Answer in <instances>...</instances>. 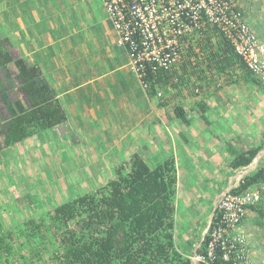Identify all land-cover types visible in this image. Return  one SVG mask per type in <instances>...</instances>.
I'll list each match as a JSON object with an SVG mask.
<instances>
[{"label":"crops","instance_id":"1","mask_svg":"<svg viewBox=\"0 0 264 264\" xmlns=\"http://www.w3.org/2000/svg\"><path fill=\"white\" fill-rule=\"evenodd\" d=\"M99 2L78 4L93 8ZM99 24L105 38L97 30L83 34ZM1 39L40 71L60 115L54 126L35 129L11 149L36 147L50 155L53 147L65 175L73 172L75 185L92 186L91 193L116 179L135 156L151 168L172 159L176 177L216 179L212 198L200 204L203 217L205 204L229 185L235 157L260 147L250 166L264 161V85L236 62L207 71L201 57L197 67L184 63L175 70L180 82L165 74L146 89L109 19L73 21L67 0H0ZM78 193L69 195H86ZM181 196L191 209L190 192ZM38 224L37 232L44 226Z\"/></svg>","mask_w":264,"mask_h":264},{"label":"trees","instance_id":"2","mask_svg":"<svg viewBox=\"0 0 264 264\" xmlns=\"http://www.w3.org/2000/svg\"><path fill=\"white\" fill-rule=\"evenodd\" d=\"M234 12L237 11L234 9ZM209 30L197 31L201 55L196 54L204 58L205 70L213 71L212 68H215L222 71L236 62L247 71L254 83H259L223 36L216 30ZM213 35L217 36L216 51L212 45ZM11 48L8 40H0V93L10 109V123L3 134L7 148L20 143L35 129L54 126L60 119L52 87L36 67L29 65ZM165 74L180 82L181 75L176 71L158 70L154 74L147 70L146 89L149 84L154 86L156 79L159 81ZM8 91L12 92V99L19 101L14 106V102L7 101ZM261 149L258 147L241 153L229 168L239 171L249 167ZM258 165L253 173L243 177L229 192L230 195H240L247 188L264 183V163L259 161ZM176 185L172 159L151 168L143 158L133 157L127 169L118 170V177L105 187L54 209L50 221L58 223L61 230L52 232V241L58 245L48 254V262L33 261L31 264H192L186 257L191 252V245L185 249V255L176 245ZM209 203L211 201L205 206ZM249 207L258 213L264 225V212L257 207ZM216 222L217 219H213L211 230ZM26 225L30 236L40 228L32 221ZM5 238L4 235L0 237V251L5 249ZM208 238L206 236L202 243L204 257ZM45 251L49 249L45 248ZM223 254L219 247L217 256L214 254L210 262L198 264H235L231 258L224 261Z\"/></svg>","mask_w":264,"mask_h":264},{"label":"rangeland","instance_id":"3","mask_svg":"<svg viewBox=\"0 0 264 264\" xmlns=\"http://www.w3.org/2000/svg\"><path fill=\"white\" fill-rule=\"evenodd\" d=\"M78 1L81 2L80 0H67L73 21H107L106 12L101 4V7L97 3L96 7L83 8ZM86 1L99 2V0ZM233 1H235L234 8L231 6V11L235 9L237 19L243 21L257 39L264 43V0ZM66 17L67 14H65V19ZM79 24L82 27V23ZM88 29L84 28L83 34L95 35L96 33H92L97 30L99 35H102L101 38L106 36V31L101 24L96 25L95 28L92 27L91 30ZM209 29L214 30V28H208L206 31H210ZM198 34L197 31L193 32L189 39V47L183 46V55L186 56L180 62L182 66L186 64L191 66L190 59L198 57L197 51L201 53L197 45ZM216 39L217 36L213 35L214 51L218 48ZM254 77L264 85V75ZM44 135L43 133L39 135L42 141ZM50 152V155L48 152L45 155L36 147L22 148L21 146L15 149L2 148L0 151V237L3 235L6 237L5 249L0 251V264L48 262V254L58 245L52 241L54 239L52 232L56 233L61 230L58 223L50 221L54 209L77 197V195H69L70 191L77 190L78 196L92 192V186H76L75 184L79 182H75V174L67 172L65 175L63 168L52 156L53 147L50 148ZM261 162H264L263 159ZM258 167V162H255L243 170L234 171L229 185L223 189L221 194L218 193L213 202L207 205L203 217H198L203 214L201 210L204 209V207L200 208V204L212 198L216 179L212 176L195 180L191 176H177L174 213L176 245L184 255L187 246L191 245V254L187 253L186 257L192 261V264L210 262L214 254L217 256L219 247L224 253V261L234 257L236 262L233 261V263L235 264H264V225L258 213L250 210L249 207H257L256 209L264 212V183L253 185L243 192V197L248 194L250 197L259 196L260 200L243 205V214L238 219L234 216V205L226 200L231 196L229 192L239 184L243 177L253 173ZM185 189L190 192L191 198L195 201L191 204V209L188 206L189 202L181 196ZM223 202L229 205L221 211L219 205ZM213 207L217 214L214 213L212 216V222L216 218L221 226L211 230L208 228V223ZM28 221L44 224L41 226L40 231L42 232H35L33 236H30V229L23 227V224L27 226ZM206 236H209V244L206 248V257H204L202 243ZM45 248L49 251L46 252Z\"/></svg>","mask_w":264,"mask_h":264},{"label":"built area","instance_id":"4","mask_svg":"<svg viewBox=\"0 0 264 264\" xmlns=\"http://www.w3.org/2000/svg\"><path fill=\"white\" fill-rule=\"evenodd\" d=\"M99 1L117 34V45L126 50L129 65L143 87H147V70L154 74L158 70H177L186 56L183 46L189 47L192 33L208 28H214L223 36L253 76L264 75V43L231 11L233 0ZM196 53L201 55L199 51ZM200 58L190 59L191 66L197 67ZM242 194L226 198L234 205L235 219L243 214V205L260 200L259 196L246 194L243 197ZM228 205L223 202L219 209L222 211ZM220 226L216 222L214 229ZM230 258L236 262L234 257Z\"/></svg>","mask_w":264,"mask_h":264},{"label":"flooded vegetation","instance_id":"5","mask_svg":"<svg viewBox=\"0 0 264 264\" xmlns=\"http://www.w3.org/2000/svg\"><path fill=\"white\" fill-rule=\"evenodd\" d=\"M12 92L8 91L7 92V101L9 103L14 102L13 106L16 105L19 101L16 99H12ZM15 100V101H14ZM10 123V109L6 105V102L3 99V95L0 93V151L2 148L7 149L5 142H4V137L3 134L7 130L8 126Z\"/></svg>","mask_w":264,"mask_h":264},{"label":"water","instance_id":"6","mask_svg":"<svg viewBox=\"0 0 264 264\" xmlns=\"http://www.w3.org/2000/svg\"><path fill=\"white\" fill-rule=\"evenodd\" d=\"M256 158H257V156L255 157V159ZM214 213H215V207H213V209H212L211 216H210L209 223H208V228H211L212 216L214 215ZM193 264H195V263H193Z\"/></svg>","mask_w":264,"mask_h":264},{"label":"clouds","instance_id":"7","mask_svg":"<svg viewBox=\"0 0 264 264\" xmlns=\"http://www.w3.org/2000/svg\"><path fill=\"white\" fill-rule=\"evenodd\" d=\"M182 66V65H181Z\"/></svg>","mask_w":264,"mask_h":264}]
</instances>
